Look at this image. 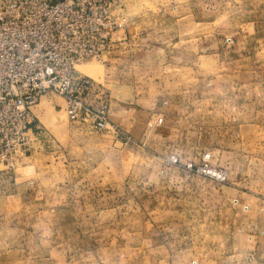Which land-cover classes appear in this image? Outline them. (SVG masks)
I'll use <instances>...</instances> for the list:
<instances>
[{
    "label": "rangeland",
    "instance_id": "374dc122",
    "mask_svg": "<svg viewBox=\"0 0 264 264\" xmlns=\"http://www.w3.org/2000/svg\"><path fill=\"white\" fill-rule=\"evenodd\" d=\"M122 4V42L75 67L106 129L47 93L0 158V264H264V0Z\"/></svg>",
    "mask_w": 264,
    "mask_h": 264
},
{
    "label": "built area",
    "instance_id": "2783aa9c",
    "mask_svg": "<svg viewBox=\"0 0 264 264\" xmlns=\"http://www.w3.org/2000/svg\"><path fill=\"white\" fill-rule=\"evenodd\" d=\"M122 11V0H0V158L30 152L32 108L47 93L70 122L106 129L102 86L75 67L122 41Z\"/></svg>",
    "mask_w": 264,
    "mask_h": 264
},
{
    "label": "crops",
    "instance_id": "0c3cea01",
    "mask_svg": "<svg viewBox=\"0 0 264 264\" xmlns=\"http://www.w3.org/2000/svg\"><path fill=\"white\" fill-rule=\"evenodd\" d=\"M119 38H122V36L121 35H118V39ZM123 40V39H122ZM122 41H120L119 43H121ZM119 43H117V44H119ZM117 44H115V45H117ZM115 45H114V47H115ZM76 124H79V125H87V126H89L88 124H86V123H78V122H76ZM205 255V254H204ZM208 255V254H207ZM204 257V256H203ZM214 259V258H213ZM212 259V260H213ZM203 260V259H202ZM175 261H178V260H174V258L172 257V261H171V263L170 264H189V260H182L181 262H175ZM213 262V261H212ZM217 264V263H216Z\"/></svg>",
    "mask_w": 264,
    "mask_h": 264
}]
</instances>
